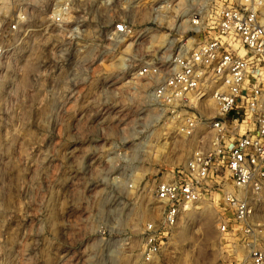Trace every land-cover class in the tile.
<instances>
[{"label":"rangeland","instance_id":"obj_1","mask_svg":"<svg viewBox=\"0 0 264 264\" xmlns=\"http://www.w3.org/2000/svg\"><path fill=\"white\" fill-rule=\"evenodd\" d=\"M141 1L147 16L127 0L29 3L37 32L0 64V264L228 260L209 203L181 218L158 255H143V228L159 217L157 174L185 165L197 141L171 132L153 147L166 130L149 127L154 82L135 73L171 50L159 47L166 23ZM122 21L130 36L115 33ZM147 26L157 30L138 39Z\"/></svg>","mask_w":264,"mask_h":264},{"label":"built area","instance_id":"obj_2","mask_svg":"<svg viewBox=\"0 0 264 264\" xmlns=\"http://www.w3.org/2000/svg\"><path fill=\"white\" fill-rule=\"evenodd\" d=\"M33 1L0 0V64L15 60L37 32ZM127 1L138 16H147L141 0ZM148 3L157 27L166 23L159 47L171 50L160 58L149 54L135 73L154 82L149 127L162 124L166 130L153 147L171 132L197 146L185 165L157 174L153 193L159 217L143 228V255H158L181 218L209 203L217 207L228 253L219 264H264V0ZM49 17L55 24L62 21L55 10ZM114 30L119 36L132 32L125 21ZM156 30L147 26L138 39L151 38Z\"/></svg>","mask_w":264,"mask_h":264}]
</instances>
